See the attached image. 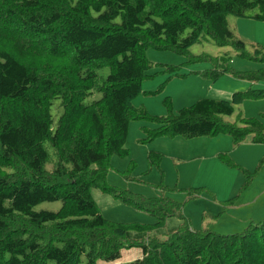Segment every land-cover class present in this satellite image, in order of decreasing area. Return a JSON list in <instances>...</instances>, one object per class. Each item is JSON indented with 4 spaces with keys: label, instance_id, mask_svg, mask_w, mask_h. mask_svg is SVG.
Segmentation results:
<instances>
[{
    "label": "trees",
    "instance_id": "obj_1",
    "mask_svg": "<svg viewBox=\"0 0 264 264\" xmlns=\"http://www.w3.org/2000/svg\"><path fill=\"white\" fill-rule=\"evenodd\" d=\"M253 9L258 13L251 17L264 21V0H0V264H264V221L228 235L195 229L184 203L107 182L112 156L129 154L130 122L156 117L133 104L150 67L148 48L186 54L208 37L246 56V42L230 29L228 16L249 17ZM222 71L264 82V69ZM94 93L101 97L87 102ZM261 97L264 89L251 88L230 100L200 99L177 113L168 100L169 116L156 117L160 125L150 137L222 132L235 146L249 137L264 143L260 119L224 120L244 100ZM57 100L62 111L54 124ZM161 160L150 153L151 166ZM93 188L156 221L108 220ZM203 189L189 188L190 197ZM56 201L62 203L57 211L36 209ZM172 218L179 224L168 228ZM132 248L141 255L121 261Z\"/></svg>",
    "mask_w": 264,
    "mask_h": 264
},
{
    "label": "rangeland",
    "instance_id": "obj_2",
    "mask_svg": "<svg viewBox=\"0 0 264 264\" xmlns=\"http://www.w3.org/2000/svg\"><path fill=\"white\" fill-rule=\"evenodd\" d=\"M256 13L258 10L253 9L249 11V17L228 16L230 29L246 42V56L232 46H219L208 37H202L186 54L149 47L150 67L145 71L142 92L133 104L145 108L152 116L168 117V100L173 112L177 113L203 98L230 99L236 91H247L251 85L249 80L222 70L226 67L239 71L264 69V53H257L258 47L264 48L260 46V43L264 44V21L251 17ZM188 33L189 30L185 35ZM215 69L221 72L218 78L212 76L211 70L214 74ZM99 72L106 76L109 69L103 68ZM254 87H264V82H256ZM100 97V93H94L86 101ZM243 110L242 105H236L235 113L225 116L224 120L241 125L239 118L244 117ZM61 111L57 100L52 106L54 124ZM156 117L130 122L126 144L129 154L112 156L107 176L109 185L146 197L166 195L184 203L183 214L192 221L195 229L209 228L228 235L242 232L251 220L264 221V143H253L249 137L235 146L232 137L222 132L198 138L178 135L151 138L150 133L160 125ZM151 152L161 154L159 166L150 165ZM222 155H227V159L236 165L228 164ZM192 187L204 189L200 195L190 197L189 188ZM92 196L108 220L143 224L156 221L147 211L100 188H93ZM232 199L233 203L228 204ZM61 205L60 201L43 202L36 209L57 211ZM178 224L179 220L172 218L168 228ZM140 255L139 248L124 250L121 261ZM97 264L114 263L100 261Z\"/></svg>",
    "mask_w": 264,
    "mask_h": 264
},
{
    "label": "crops",
    "instance_id": "obj_3",
    "mask_svg": "<svg viewBox=\"0 0 264 264\" xmlns=\"http://www.w3.org/2000/svg\"><path fill=\"white\" fill-rule=\"evenodd\" d=\"M260 42H262V41L260 40ZM261 45L264 46L263 43H260V46ZM246 71H248V70H246ZM254 84L255 83L251 82V85L249 86V88L247 90H249L251 88H253V89H264V87L256 88V87H254ZM239 91H242V90H239ZM236 92H238V91H236ZM230 99H228V100H230ZM239 105H242V107L244 108L243 111L245 113L243 112V114H244L245 118H258L264 124V119L262 118V114H264V97H261V98H258V99H246ZM192 188H194V187H192Z\"/></svg>",
    "mask_w": 264,
    "mask_h": 264
}]
</instances>
